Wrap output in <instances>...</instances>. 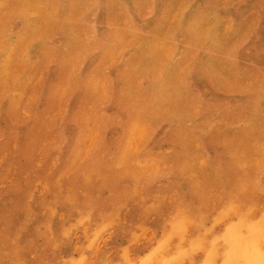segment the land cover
I'll use <instances>...</instances> for the list:
<instances>
[{
  "label": "rangeland",
  "instance_id": "rangeland-1",
  "mask_svg": "<svg viewBox=\"0 0 264 264\" xmlns=\"http://www.w3.org/2000/svg\"><path fill=\"white\" fill-rule=\"evenodd\" d=\"M37 2L55 24L0 81V264H224L228 225L264 213V0ZM13 3L0 59L31 28Z\"/></svg>",
  "mask_w": 264,
  "mask_h": 264
},
{
  "label": "bare ground",
  "instance_id": "bare-ground-1",
  "mask_svg": "<svg viewBox=\"0 0 264 264\" xmlns=\"http://www.w3.org/2000/svg\"><path fill=\"white\" fill-rule=\"evenodd\" d=\"M10 1L11 0H0V8H2V7H7V4L9 3L10 4ZM14 1V3H13V7H14V10H15V12L16 13H18L19 15V17H21V18H23L25 21H27V26H28V31H24V32H22L21 34H19V39H18V41L19 42H22L21 44H20V46H21V48L19 49V47L17 46V42L15 43V45H14V43H13V45L10 47L9 46V48H12L13 47V53H12V55H9V56H7L6 58H4V59H0V81H3L5 78V76L7 75L6 74V72H7V69H8V66H9V63H10V61H11V58H12V56H14L13 54H15L14 52H16V51H19V54H21L20 56L22 57V56H27L28 55V44H30L31 43V33H32V31L33 30H35L36 29V24H38V22H45L44 24H46V26H43V27H49L50 25L51 26H53L54 24H55V22H54V24L52 23V22H50L51 21V19H52V15H53V12L52 11H49V10H45V8H41L40 6H42V5H38V3H40V2H37V0H35V2H34V0H13ZM43 1V0H42ZM48 1H50V0H47V2L46 3H48ZM188 1V0H187ZM96 2V1H95ZM113 2V1H112ZM42 3V2H41ZM106 3V2H105ZM191 3V2H190ZM189 3V4H190ZM209 3H211V2H209ZM54 4V3H53ZM47 5V4H46ZM54 5H56V4H54ZM57 5H58V3H57ZM56 5V6H57ZM71 5H73V4H71ZM74 5H75V3H74ZM73 5V6H74ZM76 5H77V3H76ZM75 5V6H76ZM108 5V4H107ZM107 5H106V7H107ZM174 5H177V4H174ZM210 5V4H209ZM9 6V5H8ZM12 6V5H11ZM69 6H70V4H69ZM78 6V5H77ZM87 6V5H86ZM110 6V5H109ZM49 7H53V6H51V5H49ZM55 7V6H54ZM72 7V6H71ZM84 7H85V5H84ZM115 7V6H114ZM117 7V6H116ZM170 7V6H169ZM174 7V6H173ZM180 7H182V6H180ZM203 7V6H202ZM208 7V6H207ZM215 7V6H214ZM218 7V6H217ZM50 8V9H51ZM88 8V7H87ZM111 8V7H110ZM120 8V7H119ZM201 8V7H200ZM55 9V8H54ZM54 9H52V10H54ZM74 9H76L75 7H74ZM84 9V8H83ZM108 9V8H107ZM114 9V8H113ZM112 9V10H113ZM116 9V8H115ZM121 9V8H120ZM199 9V8H198ZM57 10V9H56ZM59 10H60V8H59ZM68 10V9H67ZM82 10V9H81ZM80 10V11H81ZM118 9H116V11H117ZM8 11V10H7ZM158 11V10H157ZM173 11H174V9H173ZM178 11V10H177ZM219 11V10H218ZM224 11V10H223ZM9 12V11H8ZM55 12H58V11H55ZM61 12V11H60ZM69 12V11H68ZM82 12V11H81ZM80 12V13H81ZM175 13H176V11H174ZM110 13V12H109ZM174 13V14H175ZM222 13V12H221ZM220 13V14H221ZM118 14V13H117ZM117 14H116V12H115V15L117 16ZM121 14V13H120ZM119 14V15H120ZM1 15V14H0ZM14 15H17V14H14ZM60 15V14H59ZM59 15H58V17H59ZM107 15H108V13H107ZM111 15H112V13H111ZM114 15V16H115ZM6 16V15H5ZM70 16V15H69ZM159 16V15H158ZM222 16V15H221ZM1 17V16H0ZM7 17V16H6ZM11 17V16H10ZM9 17V18H10ZM54 17V16H53ZM58 17H57V19H58ZM61 17V16H60ZM60 17H59V20H60ZM171 17V16H170ZM173 17V16H172ZM175 17V16H174ZM224 17V16H223ZM4 18V17H3ZM32 18H35V20H36V22H32ZM54 18H56V13H55V17ZM61 18H66V17H64V15H62V17ZM69 18V17H68ZM91 18V17H90ZM115 18V17H114ZM176 18V17H175ZM174 18V19H175ZM23 19H21L22 21H23ZM1 20V19H0ZM3 20V19H2ZM1 20V21H2ZM67 20V19H66ZM192 20V19H191ZM53 21V20H52ZM70 22H71V20H69ZM72 21H75V20H72ZM77 21V20H76ZM113 21V20H112ZM119 21H120V19H119ZM173 21V20H172ZM190 21V20H189ZM15 22V21H14ZM56 22H57V20H56ZM59 22V21H58ZM157 22V21H156ZM186 22H188V21H186ZM206 22V21H205ZM60 23H61V20H60ZM73 23V22H72ZM118 23V22H117ZM173 23V22H172ZM171 23V24H172ZM0 24H2V23H0ZM10 24H11V20H10ZM31 24H32V26H31ZM41 24V23H40ZM71 24V23H70ZM39 25V24H38ZM59 25H61V24H59ZM169 25H170V23H169ZM68 26V25H67ZM75 26V25H74ZM0 27H2V26H0ZM3 27H6V26H4L3 25ZM39 27H40V25H39ZM56 27H57V25H56ZM125 27V26H124ZM132 27V26H131ZM47 28H45V29H47ZM59 28V27H58ZM53 28H51V30H52ZM168 29H170L169 27H168ZM178 29V28H177ZM49 30H50V27H49ZM48 30V31H49ZM171 30V29H170ZM189 30H190V32H191V35L193 36H196V37H203V38H213V37H215L216 36V32H215V29H214V27H211V26H208V25H206L204 22H203V18L202 17H195V18H193V20H192V22L191 23H189ZM76 31V30H75ZM123 31V30H122ZM167 31H169V30H167ZM178 31V30H177ZM186 31V30H185ZM42 32H44V30L42 31ZM42 32H40V34L42 33ZM175 32H176V30H175ZM83 33V32H82ZM184 33H186V32H184ZM38 34V33H37ZM40 34H38V35H40ZM45 34H47L46 32H45ZM49 34H50V32H49ZM48 34V35H49ZM61 34V33H60ZM70 34V33H69ZM120 34V33H119ZM33 35H35V34H32V39H33ZM38 35H35V36H38ZM47 35V36H48ZM77 35H78V33H77ZM45 36V35H44ZM73 36V35H72ZM123 36V35H122ZM193 36V37H194ZM39 37H41V36H39ZM38 37V38H39ZM107 37V36H106ZM134 37V36H133ZM169 37V36H168ZM36 38V37H35ZM34 38V40H36ZM59 38V37H58ZM71 38V37H70ZM85 38V37H84ZM129 38V37H128ZM164 38H165V36H164ZM77 39H78V36H77ZM76 38H75V40H77ZM91 39V38H90ZM202 39V38H201ZM200 39V40H201ZM38 40V39H37ZM41 40H42V38H41ZM65 40V39H64ZM70 40V39H69ZM80 40V39H79ZM164 40V39H163ZM33 41V40H32ZM40 41V40H39ZM78 41V40H77ZM110 41V40H109ZM168 41H170V40H168ZM197 41V40H196ZM199 41V40H198ZM197 41V42H198ZM23 42H27V43H25L24 45H23ZM42 42V41H41ZM48 42V41H47ZM46 42V43H47ZM71 42V41H70ZM76 42V41H75ZM82 42V41H81ZM101 42V41H100ZM104 42V41H103ZM164 42V41H163ZM72 43V42H71ZM94 43H95V41H94ZM162 43V42H161ZM166 43H167V41H166ZM169 43V42H168ZM200 43V42H199ZM202 43V42H201ZM204 43V42H203ZM121 44V43H120ZM128 44H130V43H128ZM128 44H127V46H128ZM73 45V44H72ZM78 45V44H77ZM77 45H74V46H77ZM80 45V44H79ZM106 45V44H105ZM124 45V44H123ZM200 45H202V44H200ZM125 46V45H124ZM47 47V46H46ZM71 47V46H70ZM86 47V46H85ZM73 48V47H72ZM49 50V49H48ZM126 50V49H125ZM32 51V50H31ZM47 53H48V51H47V49L45 50ZM74 51H76V49L74 50ZM147 51H148V54L146 55V57L145 58H151V59H155L156 57H155V55H154V52L151 50L150 51V49H149V47H148V49H147ZM45 52V53H46ZM50 52V51H49ZM68 52H69V50H68ZM218 52V51H217ZM226 52H228V51H226ZM239 52V51H238ZM46 53V54H47ZM67 53V52H66ZM66 53H65V55H66ZM232 53V52H231ZM62 54V53H61ZM207 54V53H206ZM17 55V54H16ZM80 55H82V54H80ZM102 55V54H101ZM194 55V54H193ZM220 55V54H219ZM218 55V56H219ZM230 55V54H229ZM47 56V55H46ZM46 56H45V58H46ZM233 56V55H232ZM231 56V57H232ZM15 57V56H14ZM67 57V56H66ZM192 57V56H191ZM206 57V56H205ZM223 57V56H222ZM221 57V58H222ZM82 58V57H81ZM194 58V57H193ZM224 58V57H223ZM14 59V58H13ZM18 59V58H17ZM16 59V60H17ZM61 59V58H60ZM65 59V58H64ZM67 59V58H66ZM218 59V58H217ZM226 59V58H225ZM235 59V58H234ZM150 60V59H149ZM148 60V61H149ZM152 60V61H153ZM195 60V59H194ZM233 60V59H232ZM21 61H22V58H21ZM61 61V60H60ZM145 61V60H144ZM189 61V60H188ZM193 61V60H192ZM215 61V60H214ZM217 62H219L218 60H216ZM216 61H215V64H216ZM106 62H107V60H106ZM13 63V62H12ZM25 63V62H24ZM23 63V65H25ZM147 63V62H146ZM153 63V62H152ZM231 63V62H230ZM67 64V63H66ZM65 64V67L67 66ZM79 64H81V63H79ZM110 64V63H109ZM147 64H149V63H147ZM192 64H194V63H192ZM191 64V65H192ZM195 64H196V61H195ZM12 65V64H11ZM14 65V64H13ZM12 65V66H13ZM59 65V64H58ZM190 65V66H191ZM227 65V64H226ZM79 66V65H78ZM188 67H189V65H187ZM24 68H25V66H23ZM105 67V66H104ZM10 68V67H9ZM18 68V67H17ZM197 68H199V67H197ZM196 68V69H197ZM11 69V68H10ZM200 69V68H199ZM214 69H216V68H214ZM23 70V69H22ZM39 70V69H38ZM38 70H37V72H38ZM65 70V69H64ZM191 70H192V68H191ZM217 70V69H216ZM11 71H13V70H11ZM17 71V70H16ZM20 71V70H19ZM25 71V70H24ZM224 70H222L221 72H223ZM15 72V71H14ZM200 72V71H199ZM220 72V71H219ZM225 72V71H224ZM11 73V72H10ZM19 73V72H18ZM13 74V73H12ZM90 74V73H89ZM37 75V74H36ZM169 75V74H168ZM13 76H14V74H13ZM10 77L11 78H14V77H12L11 76V74H10ZM36 77V76H35ZM42 77V76H41ZM87 77V76H86ZM85 77V78H86ZM207 78H210L209 76L207 77ZM9 79V78H8ZM211 79V78H210ZM169 80V79H168ZM171 80V79H170ZM15 80H13V82H14ZM32 81V80H31ZM72 81V80H71ZM75 81V80H74ZM104 81V80H103ZM86 82V81H85ZM5 83H6V81H5ZM72 83V82H71ZM75 83V82H74ZM169 83L171 84V82L169 81ZM175 83V82H174ZM185 83V82H184ZM7 85H8V83H7ZM30 85L32 86V84L30 83ZM68 85V84H67ZM86 85V84H85ZM173 85V84H172ZM218 85H220V84H218ZM12 86V85H11ZM20 86V85H19ZM28 86V85H27ZM26 86V87H27ZM176 86V85H175ZM184 86V85H183ZM25 87V88H26ZM54 87H56V86H54ZM84 87V86H83ZM106 87V86H105ZM177 87V86H176ZM175 87V88H176ZM7 88V87H6ZM85 88V87H84ZM84 88H83V90H84ZM174 88V87H173ZM17 89V88H16ZM27 89V88H26ZM178 89V88H177ZM6 90V89H5ZM11 90V89H10ZM58 90V89H57ZM65 90V89H64ZM72 90V89H71ZM86 90V89H85ZM4 92H6V91H4ZM72 92V91H71ZM75 92V91H74ZM86 92V91H85ZM174 92V91H173ZM87 93V92H86ZM171 93V92H170ZM52 94V93H51ZM88 94V93H87ZM56 95V94H55ZM58 95V94H57ZM68 95V94H67ZM66 95V96H67ZM84 95H85V93H84ZM166 95V94H165ZM107 96H108V94H107ZM168 96V95H167ZM52 97V96H51ZM53 97H55V96H53ZM52 97V98H53ZM171 98V97H170ZM64 99V98H63ZM88 99V98H87ZM173 99V98H172ZM58 100V99H57ZM38 101V100H37ZM107 101V100H106ZM171 101V100H170ZM1 102V101H0ZM83 102V101H82ZM97 102V101H96ZM190 102V101H189ZM26 103H27V101H26ZM50 104V103H49ZM52 104V103H51ZM91 104V103H90ZM184 104V103H183ZM189 105V104H188ZM47 106H49V105H47ZM187 106V105H186ZM185 106V107H186ZM31 108V107H30ZM33 108V107H32ZM196 108V107H195ZM63 109V108H62ZM84 109V108H83ZM171 109V108H170ZM173 110V109H172ZM177 110H179V109H177ZM11 111V110H10ZM104 111V110H103ZM216 112V111H215ZM38 113V112H37ZM99 113V112H98ZM103 113V112H102ZM30 114V113H29ZM35 114V113H34ZM211 114H212V112H211ZM210 114V115H211ZM52 115V114H51ZM230 115V114H229ZM56 116H58V115H56ZM233 116V115H232ZM206 117V116H205ZM211 117V116H210ZM231 117V116H230ZM40 119V118H39ZM193 119V118H192ZM33 121V120H32ZM21 122V121H20ZM110 123H111V121H110ZM31 125V124H30ZM20 126V125H19ZM222 126V125H221ZM34 127V126H33ZM36 127V126H35ZM180 127V126H179ZM181 127H182V125H181ZM3 128V127H2ZM22 128H24V127H22ZM61 129V128H60ZM81 129V128H80ZM181 129V128H180ZM179 129V130H180ZM97 130V129H96ZM175 130V129H174ZM182 130V129H181ZM184 130V129H183ZM187 130V129H186ZM1 131V130H0ZM7 131V130H6ZM62 131V130H61ZM185 131V130H184ZM177 133V132H176ZM183 133V132H182ZM32 134H34L33 133V131H32ZM40 134V133H39ZM183 135V134H182ZM20 136V135H19ZM32 136V135H31ZM30 136V137H31ZM175 136V135H174ZM210 136V135H209ZM30 137H29V139H30ZM33 138H35V137H32V139ZM210 138V137H209ZM214 138V137H213ZM4 139H5V136H4ZM10 139V138H9ZM60 140V139H59ZM185 140V139H184ZM213 140V139H212ZM12 140H10V142H11ZM34 140H32L31 142H33ZM96 141V140H95ZM189 141V140H188ZM186 142V143H189V142ZM216 141V140H215ZM5 142V141H4ZM14 141H12V143H13ZM16 142V141H15ZM44 142V141H43ZM197 142V141H196ZM202 142V141H201ZM39 143V142H38ZM37 143V144H38ZM184 143V142H183ZM195 143V142H194ZM201 144V143H200ZM34 145V144H33ZM199 145V144H198ZM202 145V144H201ZM223 146V145H222ZM40 147V146H39ZM188 146H186V148H187ZM195 147V146H194ZM196 147H198V146H196ZM26 148V147H25ZM189 148V147H188ZM28 150H29V148H28ZM27 150V151H28ZM43 150V149H42ZM14 151V150H13ZM58 151V150H57ZM88 151V150H87ZM199 152H201V151H199ZM29 153V152H28ZM28 153H27V155H28ZM82 153V152H81ZM9 155V154H8ZM199 155H201V154H199ZM203 156H205L204 155V153L202 154ZM99 156H101V155H99ZM54 157V156H53ZM88 158V157H87ZM203 158V157H202ZM210 158V157H209ZM92 159V158H91ZM207 160V159H206ZM188 161V160H187ZM208 162V161H207ZM205 163V162H204ZM202 164H203V162H202ZM192 165V164H191ZM201 165V164H200ZM204 165V164H203ZM74 166V165H73ZM1 167V166H0ZM170 167V166H169ZM197 167H199V164H198V166H196V168ZM201 168V167H200ZM203 168V167H202ZM201 168V169H202ZM252 168H254V167H252ZM194 169H195V167H194ZM199 169V168H198ZM253 170V169H252ZM217 171H220L219 170V168H218V170ZM248 171H250V170H248ZM194 172H196V171H194ZM198 172H200L199 170H198ZM53 173V172H52ZM184 173V172H183ZM206 173V172H205ZM198 174V173H197ZM201 174H202V171H201ZM200 174V175H201ZM230 174V173H229ZM253 174V173H252ZM14 175V174H13ZM99 175V174H98ZM216 175V174H215ZM93 176V175H92ZM199 176V175H198ZM197 176V177H198ZM222 176V175H221ZM253 176V175H252ZM222 177H224V175L222 176ZM227 177H229L228 175H227ZM249 177H251V176H249ZM204 178V177H203ZM216 178V177H215ZM230 178V177H229ZM15 179H17V177L15 178ZM62 179V178H61ZM202 179V178H201ZM206 179V178H205ZM216 179H218V177L216 178ZM228 179V178H227ZM229 180H231V179H228V181ZM208 181V180H207ZM206 181V182H207ZM214 181V180H213ZM223 181V180H222ZM227 181V182H228ZM12 182V181H11ZM204 182H205V180H204ZM208 182H210V184H211V182L212 181H208ZM207 182V183H208ZM224 182V181H223ZM213 183V182H212ZM215 183V182H214ZM218 184L220 183V182H217ZM222 183V182H221ZM226 183V182H225ZM45 184V183H44ZM97 184V183H96ZM201 184H202V182H201ZM204 184V183H203ZM209 184V185H210ZM212 185V184H211ZM69 186V185H68ZM207 186H208V184H207ZM216 186V185H215ZM223 186H224V184H223ZM225 186H226V184H225ZM1 187V186H0ZM8 187V186H7ZM25 188V187H24ZM205 188H207L206 187V185H205ZM204 188V189H205ZM210 188H211V186H210ZM219 188V187H218ZM249 189V188H248ZM18 190V189H17ZM72 190V189H71ZM211 190V189H210ZM210 190L208 191V194H209V192H210ZM66 192V191H65ZM163 192V191H162ZM204 192H205V190H204ZM247 192V191H246ZM90 194V193H89ZM206 194V193H205ZM211 194V193H210ZM250 194V193H249ZM254 195H255V193H253ZM138 195V194H137ZM213 195V194H212ZM253 195V196H254ZM210 196V195H209ZM256 196V195H255ZM263 196V195H262ZM58 197H61V196H58ZM57 197V198H58ZM84 197H86V196H84ZM211 197V196H210ZM96 198V197H95ZM263 198H264V196H263ZM260 200H261V198H260ZM214 201V200H213ZM166 202V201H165ZM35 203V202H34ZM133 203V202H132ZM215 203V202H214ZM209 204H210V202H209ZM212 204V203H211ZM211 204H210V206H211ZM235 204H236V200H234V199H232V202H229V208H233L234 206H235ZM36 205V204H35ZM104 205V204H103ZM99 206V205H98ZM215 206V205H214ZM129 208V207H128ZM210 208V207H209ZM208 208V209H209ZM8 209V208H7ZM246 209H248L249 210V207H247ZM262 209H264V207L262 208ZM66 212V211H65ZM15 213V212H14ZM71 213V212H70ZM73 213V212H72ZM255 213H256V211H255ZM45 215V214H44ZM44 217V216H43ZM65 217V216H64ZM43 219V218H42ZM124 219V218H123ZM16 221V220H15ZM41 221V220H40ZM33 226V225H32ZM117 227V226H116ZM122 231V230H121ZM113 241V240H112ZM144 246V245H143ZM26 247V246H25ZM262 247H264V213H263V215H261L260 216V218L259 219H257V220H255V219H252V218H249V211H243V212H240L239 214H238V220L237 221H235V222H233V223H231L230 225H228V227H227V229H226V231H225V235H224V242H223V250H222V256H221V258H223V260H224V264H264V251H261V249H262ZM34 248V247H33ZM72 249V248H71ZM134 252V251H133ZM138 252V251H137ZM132 255V254H131Z\"/></svg>",
  "mask_w": 264,
  "mask_h": 264
}]
</instances>
